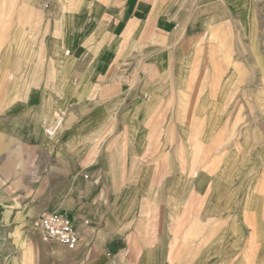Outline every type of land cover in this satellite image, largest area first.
Returning <instances> with one entry per match:
<instances>
[{"label":"crops","instance_id":"crops-1","mask_svg":"<svg viewBox=\"0 0 264 264\" xmlns=\"http://www.w3.org/2000/svg\"><path fill=\"white\" fill-rule=\"evenodd\" d=\"M40 3L38 20L50 57L45 64L30 66L27 90L20 86L14 91L17 100L27 102L0 108V140L9 142L1 153L6 170L26 158L23 133H39L62 112L69 126L65 131L81 132L73 144L83 160L85 142H94L96 149L99 136L108 134L105 151L96 158L98 172L79 174V194L96 189L100 177L112 181L110 193L118 189L115 180L141 173L138 179H148L141 211L146 212L145 223L129 218L133 210L115 211L93 231L76 228L81 235L77 250H84V238L106 246L120 240L125 249L116 258L122 259L133 243V230L125 233L122 228L144 226L143 261L152 254L157 264H165L180 250L188 264H199L200 242L193 236L197 222H190L189 234L182 236L179 218L183 212H197L200 202L206 225L213 229L206 237V261L244 264L247 257L261 259L246 252L256 227L264 223L247 225L245 216L252 213L258 219L264 212V0ZM34 100L47 101L45 108L32 107ZM231 100L239 103L231 106ZM230 113L239 117L238 136L229 134ZM210 116L221 118L215 125ZM70 136L61 150L69 148ZM37 139L39 146L42 140ZM62 160L64 164L66 157ZM8 176L1 178L11 185L15 175ZM3 196L7 212L13 203L8 192H0ZM97 204L95 199L90 206ZM69 210L82 217L80 203ZM35 238L37 244L56 246L48 254L54 264L64 261L62 249L73 252L43 236Z\"/></svg>","mask_w":264,"mask_h":264},{"label":"rangeland","instance_id":"rangeland-1","mask_svg":"<svg viewBox=\"0 0 264 264\" xmlns=\"http://www.w3.org/2000/svg\"><path fill=\"white\" fill-rule=\"evenodd\" d=\"M41 0H0V108H13L15 104L25 103V100H17L14 91L29 87V84H24L29 80L30 66L45 64L49 55V47L44 44V35L42 34L41 23L39 19ZM38 14V15H37ZM40 62H39V61ZM34 70V68L32 69ZM22 82V85L20 83ZM17 100V101H16ZM16 101V102H15ZM36 102L35 100L33 101ZM40 101L38 104H33L35 108H45V104ZM239 101L231 100L230 105L237 106ZM27 105H29L27 103ZM220 111V109H219ZM235 113V111L233 112ZM212 118L214 124L220 120L221 117ZM230 122L229 134L238 136V129L236 128L239 117L230 113L226 116ZM59 120L62 121V126L51 137L47 134V130L53 127ZM66 116L62 112L55 113L54 121L48 122L43 126L39 133L32 136V133L25 132L22 136L23 149L22 154H26L19 161L13 165L12 168L6 170L4 156L1 155L5 148L8 147L9 142L4 138L0 140V192L2 195L6 192L13 205L7 212L3 211L2 199L0 198V264H54L49 259L51 247L54 245L45 244L40 241L41 245L36 243V236H43L34 228V222L37 217L44 211H59L60 213L69 216V219L74 218L73 227L81 232V227L89 226L93 231V227L97 222L105 223L106 219L113 214V212H122L124 210H133L129 218L141 219V223H145L147 218L142 207L146 204L143 201V191L148 190V179H138L142 177L141 174H135L134 179L130 180H115L118 189H114L110 193L109 182L105 177H100L97 182V188L91 191L79 194L76 185L79 183V174L99 170L100 162L96 158L103 155L105 151V139L107 133H102L96 140V149H94V142H85V159H81V149L73 144V140L81 136V132L72 133L65 131L69 126L65 125ZM233 120H236L234 123ZM2 128V126H1ZM71 134V139L68 141L69 148L61 150L62 142L66 141V136ZM42 140V144L36 145L37 137ZM105 137V138H104ZM103 139L100 141V139ZM108 138V137H107ZM104 144H103V143ZM103 144L102 148H99ZM74 145V146H73ZM103 151V152H102ZM102 152V154H100ZM32 157H30L29 155ZM28 155V156H27ZM78 155L80 157L78 158ZM65 163L61 158H65ZM60 159V160H59ZM15 166V167H14ZM63 172H62V170ZM51 169V171H50ZM7 171V172H5ZM58 172V176L53 177V172ZM4 173H9V176L15 175L11 181V185L4 183L1 178ZM37 177V178H36ZM88 176L85 175V178ZM16 190L13 195L12 190ZM99 201V204L90 206L94 200ZM167 200L173 201V197H167ZM42 202H44L42 204ZM81 204L82 217H73L69 207L75 204ZM199 210L197 212H183L180 216V222L183 225L182 236L188 235L191 224L197 222L198 228L195 229V235L199 240V253L197 262L199 264H210L206 257L205 251L206 237L210 229L206 225L205 210L202 204H198ZM245 221L247 225L254 226L264 223V212L261 217L255 218L252 213H246ZM75 224V225H74ZM76 226V227H75ZM114 230V226L112 227ZM125 229L127 232H125ZM133 230V231H131ZM251 231L253 229H250ZM255 238L249 239L247 242L246 256H259L261 259H248L244 264H264V227H256ZM125 233L132 232L130 240L133 243L129 244L127 256H122V259L117 260V255L120 249H125V243H112L109 245H101L96 243V240H88L84 238L85 248L76 250L75 252H68L62 249V258L60 264H157V259L150 255V258L143 261L142 249L146 245L142 243L148 236V229L144 226L135 229L128 227L122 228ZM110 232V227L107 228V233ZM172 234V232H171ZM154 239L157 237V229H155ZM170 235V234H169ZM123 238V237H122ZM121 238V240H122ZM110 240V238H109ZM46 241V240H45ZM254 241V242H253ZM110 243V242H109ZM149 246L156 248L157 244H150ZM57 250V249H56ZM55 251V250H54ZM56 252V251H55ZM61 252V251H60ZM180 253V254H179ZM61 254V253H60ZM59 254V255H60ZM57 255V254H55ZM184 253L180 250L175 257L166 259L165 264H188L189 261L184 259ZM189 255H187L188 260ZM176 259V260H175ZM182 259V260H181ZM175 260V261H174ZM228 264H237V260H230Z\"/></svg>","mask_w":264,"mask_h":264},{"label":"built area","instance_id":"built-area-1","mask_svg":"<svg viewBox=\"0 0 264 264\" xmlns=\"http://www.w3.org/2000/svg\"><path fill=\"white\" fill-rule=\"evenodd\" d=\"M61 126L62 121L59 120L47 130V134L53 137ZM34 228L46 241H56L69 251L77 250L80 245V233L73 227L69 217L59 211L42 212L35 220Z\"/></svg>","mask_w":264,"mask_h":264},{"label":"bare ground","instance_id":"bare-ground-1","mask_svg":"<svg viewBox=\"0 0 264 264\" xmlns=\"http://www.w3.org/2000/svg\"><path fill=\"white\" fill-rule=\"evenodd\" d=\"M174 227H175V226H174ZM176 227H177V226H176ZM190 227H191V226H190ZM180 229H181V228H180ZM174 232H175V231H174ZM177 234H178V233H177ZM190 238H191V236H190ZM173 240H174V239H173ZM175 244H176V243H175ZM175 244H173V245H175ZM177 244H180V242L177 243ZM177 244H176V245H177ZM184 244H185V243H184ZM187 244H188V243H187ZM187 244H186V245H187ZM176 245H175V246H176ZM181 245H182V244H181ZM192 245H193V244H192ZM188 246H190V245L188 244ZM178 247H179V246H178ZM180 247H181V246H180ZM191 247H192V246H191ZM186 248H187V247H186ZM174 249H175V248H174ZM174 249H173V250H174ZM190 249H191V248H190ZM171 250H172V249H171ZM184 250H185V249H184ZM191 250H192V249H191ZM191 250H190V251H191ZM174 251H175V250H174ZM177 252H179V251H177ZM170 253H171V252H170ZM172 253H173V252H172ZM187 255H189V254H187ZM186 257H187V256H186ZM184 259H185V258H184ZM175 260H176V259H175ZM175 260H174V261H175ZM181 260H182V259H181Z\"/></svg>","mask_w":264,"mask_h":264}]
</instances>
